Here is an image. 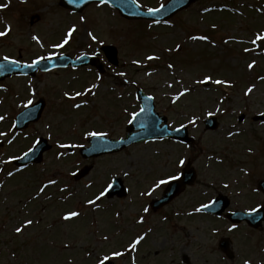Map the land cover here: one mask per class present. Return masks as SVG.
<instances>
[{"label":"rangeland","instance_id":"obj_1","mask_svg":"<svg viewBox=\"0 0 264 264\" xmlns=\"http://www.w3.org/2000/svg\"><path fill=\"white\" fill-rule=\"evenodd\" d=\"M138 1L144 6V0ZM147 1L154 7L166 2ZM260 2L264 0H197L166 25H154L126 21L105 6H89L76 17L62 12L57 0H0V6H10L0 10V31L12 28L0 40V56L31 62L42 53L31 35L37 34L45 45L57 43L73 24L77 29L66 52L73 57L99 54L107 68L103 75L60 70L0 86L3 92L6 86L11 90L0 106V264H99L117 251L123 255L105 264H264V227L261 235L243 228L231 232L227 222L197 211L219 193L230 198L232 209H250L253 195L246 189L257 188L264 179V124L254 121L264 115V55L252 43L264 29ZM216 6L229 8L228 14L210 12ZM213 29L217 32L212 35ZM111 57L117 60L114 66ZM206 76L212 81L197 83ZM217 79L227 83L216 84ZM94 84L98 87L92 88ZM249 87L253 91L245 95ZM138 89L154 97L157 111L168 117L172 128L189 127L194 146L153 142L83 160L78 150L87 146L88 132L125 137L129 120L140 109ZM185 89L190 91L177 100ZM40 99L46 102L41 121L16 135L10 127L24 104ZM240 115L247 116L245 122L239 123ZM210 117L222 124L215 133L204 131L203 121ZM41 137L52 146L43 163L8 177L17 169L9 161ZM67 144L76 148L73 154L61 147ZM190 161L198 174L196 184L162 210H149L164 190L156 182L179 174ZM85 167L90 173L74 179ZM114 177L124 180L128 195L104 196L97 205L88 204ZM49 180L56 183L40 193ZM73 211L80 215L63 219ZM29 219L33 223L17 234L15 228ZM143 234V245L132 250L130 243ZM221 237L232 242L233 263L219 251Z\"/></svg>","mask_w":264,"mask_h":264},{"label":"water","instance_id":"obj_2","mask_svg":"<svg viewBox=\"0 0 264 264\" xmlns=\"http://www.w3.org/2000/svg\"><path fill=\"white\" fill-rule=\"evenodd\" d=\"M94 2H100V0H62V4L65 7L70 8V9L77 11V12H81L87 5L94 3ZM104 3H109V4L113 5L116 9H118L120 11L122 16H124L128 19H132V20L133 19H147V20L160 21L162 19L167 20L170 17H172L173 15H175L176 13H178L179 11L187 8L191 3H193V0H172L171 2H169V4L165 8H163L162 10H160L154 14H149V13L143 12L141 10V8L138 5H136V3L133 0H105ZM92 60L93 59L90 60L88 58H83V59H80L76 62H74V61L68 62L67 64L79 66V65H86L89 62L95 63V61H92ZM10 70H11V72H9V74H12L13 72L19 71L18 69H15V68L10 69ZM0 78L3 79V76ZM139 98H140L141 102L144 103V106H143L144 110L142 113H140L136 117V119L132 123L133 129L141 130V132L138 135H135V138H137V139H135V141L140 142V141L149 140V139H153V138L156 139V138H161V136L173 137V138H177V139H180V140H183L186 142L191 141L187 137L186 130H184V131L180 130L179 132H171L170 130H168L167 126H164L162 129H159V127L162 123H167L166 118H160L159 115H157L154 112V106L152 104V101L145 98L142 93H139ZM147 101H148V103H146ZM43 108H44V104L37 105L36 113L33 114L32 118H30L26 123L38 121L40 119L41 114H42ZM22 118H23V116L21 117V119ZM206 124H213V125L209 126L208 128H211V129L216 128V126L214 125V124H216V120L208 121V122H206ZM161 131H162V133H161ZM133 137H134V135H131L129 137L128 143H131L133 141L132 140ZM44 147H45V142H43L40 145L39 150L34 151L31 154H29L27 159H32L33 161L34 160L40 161L42 153L45 150ZM118 150H119L118 146H115L114 148H112L111 150L106 151V152H114V151H118ZM100 153L102 154V152H100ZM100 153H97V155ZM184 179H185V181L183 180L182 183L172 184L171 189L166 193V195L164 196L162 201H160L158 204H162V205L167 204L172 199H174L176 196H178L183 191V188L185 187V185L192 181V175L191 174H189V175L185 174ZM119 186H120V184L116 185V188H119ZM158 204H156V206H160ZM216 206L217 205L210 206L207 209L210 211H215ZM223 210H224V208L219 210L218 213L219 214L222 213ZM260 220H262V218H260L257 222H259ZM257 222H255V223H257Z\"/></svg>","mask_w":264,"mask_h":264},{"label":"snow or ice","instance_id":"obj_3","mask_svg":"<svg viewBox=\"0 0 264 264\" xmlns=\"http://www.w3.org/2000/svg\"><path fill=\"white\" fill-rule=\"evenodd\" d=\"M100 2L101 3H104L105 0H100ZM158 11H160V9H153V8H149L148 9V13L149 14H154V13H156ZM81 19H84V18L81 17ZM10 30L11 29L9 27L6 31H0V37L6 36ZM74 31H75V28L70 29L68 31V33H67V38H65L64 41H63V44H57V45H55V47H63L64 45L68 44L69 38L72 37V34H73ZM88 35L91 37L92 40H96V36L93 35L92 33L89 32ZM33 39H37V38L36 37H33ZM192 39L193 40H196V39L207 40L208 38L206 36H200V37H195L194 36V37H192ZM261 40H264V35L257 34L256 39L253 40L252 43L253 44H256L257 41H261ZM177 47H179V46H177ZM245 51H249V49H245ZM4 59L5 60H8L9 58L8 57H4ZM41 59H43V57H41ZM148 59L149 60H153V59H158V57L149 56ZM136 63H139V62L137 61ZM12 64H14V65L19 64V61L13 60L12 61ZM37 64H39V60H35V61L32 62V64H29L27 66L28 67H34ZM254 65H255V62L249 63L248 64V68L251 69V68L254 67ZM169 67H172V65H169ZM121 75H123V73H121ZM262 79H264V77H262ZM210 81H212V77L211 76H206L202 81H197V83H207V82H210ZM215 83L216 84H225L227 82L217 79V80H215ZM97 87H98V85H95V84L92 85V88H97ZM169 87H171V85H169ZM91 91H92L91 88L90 89H87V92H91ZM188 91H190V89H185L183 92H180L179 95L176 97V99L178 100L180 98V96L185 95V93L188 92ZM252 91H253V87H249L247 89V92L245 93V95L251 94ZM83 94H86V93H77V95H83ZM65 95H68V94L65 93ZM28 103L31 104L32 101H29ZM76 107L79 108V107H81V105L80 104H77ZM141 111H143V109H141ZM209 115H211V113ZM3 119H4L3 117H0V120H3ZM190 123H193L194 124L195 123V119H192L190 121ZM183 127H185V126L182 124L180 126V128H183ZM179 130L180 129H176V131H179ZM0 135H4V133H0ZM87 135L88 136H92V137H100V136L107 135V133H104V132H88ZM230 135H231V133H230ZM61 147H65V145H61ZM249 151H251V150H249ZM27 155H28V153H25V156H27ZM178 163L182 166V165H184L185 161L183 159H179L178 160ZM9 175H12V173H9ZM125 175H127V172L125 173ZM178 179H179V176L178 175H172L168 179L161 178V179L158 180V182H156V187L159 188L161 185H164V184L169 183V180H178ZM55 183H56L55 180H49L48 181V184L44 185L43 187H41L39 189L40 193H43L44 190H45V188L48 187V185L55 184ZM111 188H112V185L109 184L108 189H105L104 191H101L100 194L95 197V199H89L87 201V203L90 204V205H97V202L100 201L102 199V197H104L106 194H109V190ZM207 207H209V205H202L201 208H198L197 209V211H202L204 208H207ZM257 210L258 209H253L252 211H257ZM148 211L149 210L147 208L144 209V212H148ZM79 215H80L79 212L73 211V212H70V213L66 214L63 217V219L67 221V220H71L74 217H78ZM141 222H143V218H141ZM32 223H33V221L30 220V219L27 220V221H25L24 222V227H16L15 228V232L17 234L22 233L24 231V228L27 227V226H29V225H31ZM233 227H235V226H233ZM104 239L107 240L108 237L105 236ZM144 239H145L144 236H138L137 238H135V240L133 242L130 243V247L133 248V249H135L136 246L138 244H140L141 241L144 240ZM122 255H123V253L117 251V252H113L111 254V257H119V256H122ZM111 257L108 256V255H105L102 259L99 260V264H105V261L110 260ZM246 264H250V262H246Z\"/></svg>","mask_w":264,"mask_h":264},{"label":"flooded vegetation","instance_id":"obj_4","mask_svg":"<svg viewBox=\"0 0 264 264\" xmlns=\"http://www.w3.org/2000/svg\"><path fill=\"white\" fill-rule=\"evenodd\" d=\"M258 204V203H257Z\"/></svg>","mask_w":264,"mask_h":264}]
</instances>
